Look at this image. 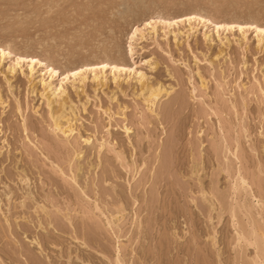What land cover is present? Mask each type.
<instances>
[{
	"label": "rangeland",
	"instance_id": "1",
	"mask_svg": "<svg viewBox=\"0 0 264 264\" xmlns=\"http://www.w3.org/2000/svg\"><path fill=\"white\" fill-rule=\"evenodd\" d=\"M249 25L264 0H0V264H264Z\"/></svg>",
	"mask_w": 264,
	"mask_h": 264
},
{
	"label": "snow or ice",
	"instance_id": "2",
	"mask_svg": "<svg viewBox=\"0 0 264 264\" xmlns=\"http://www.w3.org/2000/svg\"><path fill=\"white\" fill-rule=\"evenodd\" d=\"M186 19H189V20H192L194 19V17H187ZM152 22L149 21V24H151ZM172 23H175V21H172ZM218 28H222V27H225L224 25H217ZM227 27H231V28H235L237 27V25H228ZM241 27V31L243 32L244 30V26H240ZM248 27H255L254 25H249ZM257 31L259 32H262L264 33V29H257ZM133 35H135V30L133 32ZM129 53L131 54V49H129ZM8 55H11L10 53ZM5 56V52L2 48H0V58H3ZM21 58L20 57H17V63L19 64ZM36 61H33V63H35ZM97 67L99 68H107L108 65L107 64H100V65H97ZM92 69H85V68H80L78 71L79 72H85V71H91ZM115 70V69H114ZM49 71L51 72L52 70L49 69ZM69 75L71 76H76L77 73L76 72H72L70 73ZM68 78V76L66 75L62 80H61V84H63L64 80H66Z\"/></svg>",
	"mask_w": 264,
	"mask_h": 264
},
{
	"label": "bare ground",
	"instance_id": "3",
	"mask_svg": "<svg viewBox=\"0 0 264 264\" xmlns=\"http://www.w3.org/2000/svg\"><path fill=\"white\" fill-rule=\"evenodd\" d=\"M192 17V16H191ZM145 24V23H144ZM168 24V23H167ZM239 26V25H238ZM190 27H191V25H190ZM231 28V27H230ZM254 29H255V31L258 33V34H262V32H259V31H257V29H263V28H259V27H254ZM257 34V35H258ZM260 36V35H259ZM260 39V38H259ZM261 41H263V38H261L260 39ZM7 54V53H6ZM8 55V54H7ZM30 61L32 62V58L30 59ZM27 66V65H26ZM115 67V66H114ZM115 69H118V68H115ZM52 71L50 72L49 71V69H48V71H49V73H50V77H54L55 76V74H56V72L54 71V69H51ZM119 70V69H118ZM134 70V69H133ZM122 71V70H121ZM46 72H47V70H46ZM48 73V72H47ZM96 73V72H95ZM142 75H140V77H141ZM135 78V77H134ZM81 80V79H80ZM50 81V80H49ZM82 81V80H81ZM53 83V82H52ZM49 86V85H48ZM47 86V87H48ZM143 86V85H142ZM158 89V88H157ZM158 91V90H157ZM155 92L154 90L152 91H150L149 90V94H148V99H147V101H148V104H150V106L152 107L153 105H154V100H155V98H156V96L159 94V92ZM62 92H63V90H62ZM54 93V92H53ZM54 97V96H53ZM47 101H48V105L50 106V104L52 103V100L51 99H49V96H47ZM54 101V100H53ZM53 104V103H52ZM59 114V113H58ZM54 116V115H53ZM57 116V115H56ZM60 116V115H59ZM59 120V119H58ZM62 121V120H61ZM56 123V125L58 124L57 123V121H55ZM55 125V126H56ZM57 127H58V125H57ZM58 129V128H57ZM65 129V128H64ZM67 129V128H66ZM62 131V130H61ZM67 132H69V131H67ZM68 134V133H67ZM100 146V145H99ZM81 153V152H80ZM226 154V153H225ZM234 156H236V155H234ZM118 157V156H117ZM197 168V167H196ZM193 169V168H192ZM76 170V169H75ZM136 172V171H135ZM72 174V173H71ZM71 177V176H70ZM256 182V181H255ZM43 208V207H42ZM98 209V208H97ZM231 211V210H230ZM119 212V211H118ZM117 215V214H116ZM234 216V215H233ZM110 217V216H109ZM113 221V220H112ZM118 229V228H117ZM110 230H111V228H110ZM263 233V232H262ZM263 238V237H262ZM258 241V240H257ZM264 241V240H263ZM260 248V247H259ZM261 249V248H260ZM263 250V249H262ZM121 254V253H120ZM122 257V256H121ZM257 258V257H256ZM255 258V259H256Z\"/></svg>",
	"mask_w": 264,
	"mask_h": 264
}]
</instances>
